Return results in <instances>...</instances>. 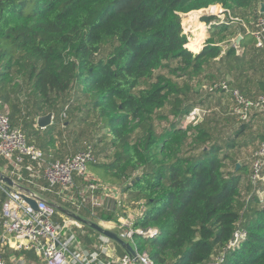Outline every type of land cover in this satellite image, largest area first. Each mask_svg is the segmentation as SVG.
<instances>
[{"label": "trees", "instance_id": "obj_1", "mask_svg": "<svg viewBox=\"0 0 264 264\" xmlns=\"http://www.w3.org/2000/svg\"><path fill=\"white\" fill-rule=\"evenodd\" d=\"M262 3L0 0V110L54 160L91 151L90 173L126 197L93 208L62 206L98 223L142 202L134 228L158 234L133 242L154 264H211L221 255L222 264H264L263 188L250 182L254 153L250 163L233 157L264 142V120L254 113L238 121L228 93L203 88L227 81L252 101L264 94V47L251 35ZM216 5L240 22L211 26L203 47L191 52L182 17ZM239 35L237 54L231 40ZM194 109L203 111L201 120L182 126ZM49 113L51 125L39 129L37 118ZM155 123L164 125L160 132ZM23 166L25 185L47 186L39 166ZM9 169L0 157V172ZM4 200L0 189V227ZM237 229L246 239L229 248ZM76 236L93 251L100 234L85 225Z\"/></svg>", "mask_w": 264, "mask_h": 264}, {"label": "built area", "instance_id": "obj_2", "mask_svg": "<svg viewBox=\"0 0 264 264\" xmlns=\"http://www.w3.org/2000/svg\"><path fill=\"white\" fill-rule=\"evenodd\" d=\"M209 8L211 12L207 17L214 19L208 23L204 22L203 26L207 29L213 25L240 22L219 5ZM251 25L255 46L263 48L264 14L259 13V17ZM243 27L246 25L243 24ZM231 43L239 54L241 50L236 40L232 39ZM203 84V88L208 92L220 87L229 94L232 99V114L238 121L246 122L254 113L264 120V94L252 101L237 89L231 88L227 81L213 86ZM202 116L203 111L194 109L184 117V124H196ZM0 157L11 165V169L1 173L13 183L12 186H8L0 182V189L5 194L0 227V264H154L147 253L137 251L133 242L135 236L148 239L158 234L155 228H134V222L143 209L141 202L138 203L137 211L125 208L115 221L98 222L132 247L135 257H131L124 251L123 254H118L115 243L101 235L93 251L87 250L76 236L77 231L84 225L70 217V214L75 212L46 196L48 192L57 197L62 204L67 203L77 208L84 203L93 208L100 207L107 201L111 202L112 199L118 202L124 201L118 199L121 195L118 188L99 183L90 173L88 165L96 162L91 151L80 152L63 160H54L50 154L28 143L19 129L11 127L8 113L0 110ZM25 160L41 168L39 171L41 178L47 183L46 187L36 190L37 183L33 186L24 184L21 171ZM31 167L27 169L28 172L32 171ZM263 170L264 142L254 152L250 165V182L254 188L262 182ZM78 179L82 181V187L77 186ZM262 192H258V196ZM22 196L34 201L36 208H32ZM57 207L66 212H61ZM245 239L246 232L237 229L229 243V248L238 247ZM29 254L33 255V259L29 258ZM223 260L224 256L221 255L211 264H222Z\"/></svg>", "mask_w": 264, "mask_h": 264}, {"label": "water", "instance_id": "obj_3", "mask_svg": "<svg viewBox=\"0 0 264 264\" xmlns=\"http://www.w3.org/2000/svg\"><path fill=\"white\" fill-rule=\"evenodd\" d=\"M210 12H211V9L207 8V9H203V10H199V11H193V12L187 14L186 17L190 18L192 16L194 18V16H196V15H197V18L205 17V16H208L210 14ZM259 13L260 14H264V3L260 4ZM240 40H241V37L238 36L237 39H236V42L239 43ZM51 123H52V114L51 113H49L47 115H44V116H41V117H38L37 120H36V125L41 130H43L46 127L50 126ZM0 182L3 183V184H6L8 186H12L13 185L11 179L6 177V176H4L1 172H0ZM22 197L26 200V202L32 208H34V209L36 208V204H35L34 201H32L30 199H27L24 196H22ZM57 208L61 212H66L60 207H57ZM70 217H72L76 221L82 223L84 226L85 225L89 226L91 229L96 231L101 236H104V237L110 239L111 241H113L115 244H117L124 252L129 254L131 257H135V252L132 249V247L128 243H126L122 239H120L116 233H114V232H112V231H110L108 229L103 228L98 223L89 222L88 220L83 219V218H81L79 216H76L74 214H70Z\"/></svg>", "mask_w": 264, "mask_h": 264}, {"label": "rangeland", "instance_id": "obj_4", "mask_svg": "<svg viewBox=\"0 0 264 264\" xmlns=\"http://www.w3.org/2000/svg\"><path fill=\"white\" fill-rule=\"evenodd\" d=\"M187 15V14H186ZM186 15H184L182 17V22H181V25H182V28H183V34L187 37V40H188V43H187V46L190 44V43H194V45L196 46V48L199 46L201 49V40L203 39V37L205 38L206 40V37H207V33L209 32V29L205 28L203 26V23H201L199 20L203 17H200V19H197V15L194 16V18L191 16L190 18L189 17H186ZM207 17V16H205ZM234 17V16H233ZM238 23V22H237ZM204 33H205V36H204ZM189 49V48H188ZM190 50V49H189ZM191 51V50H190ZM192 52V51H191ZM193 52H196V51H193ZM229 102V101H228ZM199 122V121H198ZM197 122V123H198ZM189 124L185 123L183 124L182 126H188ZM155 126H156V130L157 132H160L161 129L164 127V125H158L157 123H155ZM80 132V130L78 131ZM221 134H219L220 136ZM99 136H101V134H99ZM102 146V145H101ZM257 146H259V144H255V146H252V147H249L245 150H242L240 152H233V157H236L238 158L237 160L239 161V163H244V162H248L250 163L252 157H251V154L255 152V150L258 148ZM100 147V146H99ZM46 153V152H45ZM251 165V164H250ZM250 165H249V168H250ZM238 166V165H237ZM239 167V166H238ZM253 186V185H252ZM261 187L264 189V177H263V180L261 182V184L258 186V189H261ZM254 188V187H253ZM261 191V190H260ZM46 196L50 199H52L54 202L58 203L59 205H61L62 203L59 202L52 194H49V193H46ZM118 199H126V197L124 195H120ZM259 199L261 200H264V193H262L260 196H259ZM142 203V202H141ZM119 214V209L115 212V215H114V218L117 217V215Z\"/></svg>", "mask_w": 264, "mask_h": 264}, {"label": "crops", "instance_id": "obj_5", "mask_svg": "<svg viewBox=\"0 0 264 264\" xmlns=\"http://www.w3.org/2000/svg\"><path fill=\"white\" fill-rule=\"evenodd\" d=\"M197 19H200V18H197ZM201 23H203L204 24V22H202L201 21V19L199 20ZM204 36H205V33H204ZM207 37H208V33H207ZM206 37V38H207ZM204 42H205V38L203 37V39L201 40V47L204 45ZM200 47L198 46L197 48H196V46L194 45V43H190V50L193 52V51H196V52H193V53H198L199 52V49ZM225 48H227V46H223V50H226ZM263 192L262 193H264V189L262 190ZM106 204H108V205H111L112 204V201L110 202V201H107V203ZM117 210H115L114 211V213L116 212ZM115 215V214H114ZM121 214H120V212H119V214L117 215V217H119Z\"/></svg>", "mask_w": 264, "mask_h": 264}, {"label": "bare ground", "instance_id": "obj_6", "mask_svg": "<svg viewBox=\"0 0 264 264\" xmlns=\"http://www.w3.org/2000/svg\"><path fill=\"white\" fill-rule=\"evenodd\" d=\"M216 8H217V7H216ZM216 8H215V9H216ZM215 9H214V10H215Z\"/></svg>", "mask_w": 264, "mask_h": 264}]
</instances>
